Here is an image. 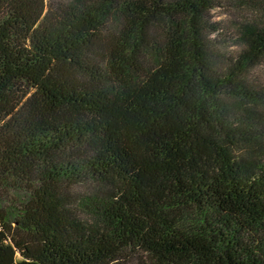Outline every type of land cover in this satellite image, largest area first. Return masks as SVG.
Masks as SVG:
<instances>
[{"label": "trees", "instance_id": "obj_1", "mask_svg": "<svg viewBox=\"0 0 264 264\" xmlns=\"http://www.w3.org/2000/svg\"><path fill=\"white\" fill-rule=\"evenodd\" d=\"M138 257L264 264V0H0V264Z\"/></svg>", "mask_w": 264, "mask_h": 264}, {"label": "rangeland", "instance_id": "obj_2", "mask_svg": "<svg viewBox=\"0 0 264 264\" xmlns=\"http://www.w3.org/2000/svg\"><path fill=\"white\" fill-rule=\"evenodd\" d=\"M222 13H223V12L220 11V10H214V11H213V15H214V17L216 18V20H219V19H222V17H225V16H222ZM225 22H226V23H222V27H221L222 29H224V28H226L227 26L230 25L229 20L226 19ZM226 40L228 41L229 44H232V43H233V40H228V39H226ZM10 224H11L12 226H14V225H13L12 218H10ZM142 261H143V258H142V257H138V258H136V259L130 261L128 264H141Z\"/></svg>", "mask_w": 264, "mask_h": 264}]
</instances>
